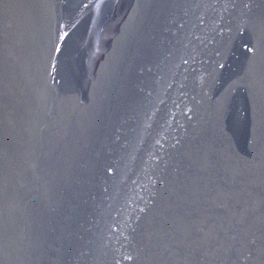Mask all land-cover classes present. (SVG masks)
<instances>
[{
	"label": "water",
	"instance_id": "water-1",
	"mask_svg": "<svg viewBox=\"0 0 264 264\" xmlns=\"http://www.w3.org/2000/svg\"><path fill=\"white\" fill-rule=\"evenodd\" d=\"M0 264H264V0H0Z\"/></svg>",
	"mask_w": 264,
	"mask_h": 264
}]
</instances>
